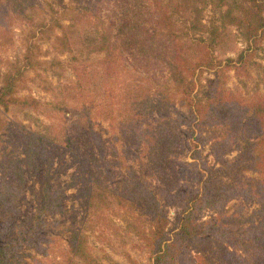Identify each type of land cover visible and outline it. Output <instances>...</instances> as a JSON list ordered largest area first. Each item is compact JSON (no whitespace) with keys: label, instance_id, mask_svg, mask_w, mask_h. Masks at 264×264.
Listing matches in <instances>:
<instances>
[{"label":"rangeland","instance_id":"374dc122","mask_svg":"<svg viewBox=\"0 0 264 264\" xmlns=\"http://www.w3.org/2000/svg\"><path fill=\"white\" fill-rule=\"evenodd\" d=\"M2 1L3 8L14 19V43L0 50V91L3 75L23 65L29 43L39 47V59L47 62L38 72L53 90L45 91L37 72L28 70L27 88L20 90L17 97L36 100L40 103L37 109L24 105H12L8 110L0 107L3 162L0 245L31 228L50 189L59 191L65 213L44 218V222L52 224L42 232L46 243L41 249L29 246L19 252L29 264H67L65 258L70 256L75 232L85 237L90 255L100 264H153L154 255L145 240L150 236L152 217L141 203L136 206L119 203L110 193L126 192L123 165L133 167L170 194L182 185L177 180L170 182L175 175L169 157L175 158V162L178 159L179 163L196 164L185 165L186 175L182 173L179 178H187L188 182L198 181L199 175L205 176V180L212 179L209 189L215 191L216 197H223L220 186L230 188L235 184L234 177L223 178L220 172L216 173L220 164L214 159L210 145L199 146L196 150L201 152L200 159H193L196 150L192 148L185 124L189 111L179 105L180 95L168 70L175 52L159 36H149L153 33L152 19L157 18L160 6H167L171 12L176 4L185 3L184 0ZM192 2L195 5H185L183 12L172 18L185 44V56L191 59L197 56L201 41L213 44L210 50L217 63L236 60L249 51L258 64L250 68L252 78L238 80L233 72H228L225 88L242 97L263 93L264 38L256 42L247 40L240 29L224 24L223 15L243 0ZM59 24L67 27L69 49L56 42V37L62 35L59 28L55 29ZM213 27L218 32L214 43L210 41ZM110 36L113 43L119 46L126 43L129 48L120 73L123 92L120 104L118 100L115 102V118L111 115L112 98L106 90L103 68ZM215 77V70L199 69L193 79V97H203ZM23 131L43 137L41 151L33 153L29 160H26ZM221 132L219 129L215 133L218 136ZM236 155L237 150L232 149L226 158L231 160ZM243 175L260 180L256 173ZM10 185L19 196L7 195ZM88 185L98 189L99 198L92 208L87 203ZM99 188L108 192H100ZM180 200L181 197L176 202ZM176 202L165 206L170 236L178 211ZM98 206H102L104 214ZM258 209L255 202L238 198L229 201L223 211L234 217L254 218ZM220 211L222 208L210 207L198 218L206 221ZM239 242L246 247L226 248L217 239L207 238L196 249L203 257V264H233V257L237 255L252 256L249 242ZM75 260L77 264H85L79 258Z\"/></svg>","mask_w":264,"mask_h":264},{"label":"trees","instance_id":"16d2710c","mask_svg":"<svg viewBox=\"0 0 264 264\" xmlns=\"http://www.w3.org/2000/svg\"><path fill=\"white\" fill-rule=\"evenodd\" d=\"M184 2L181 6L176 4L174 11L171 12L168 11L167 6L166 8L160 6L156 14L157 18L152 19L150 25L153 33H148L149 36H159L161 41H164L163 44L170 51L175 52L169 61L168 70L175 91L180 95L179 105L186 107L189 111L185 124L189 128L187 136L192 140V148L196 150L199 146L210 145L214 159L220 164L216 173L220 172L223 178L234 177L235 184L230 188L220 186L219 193L223 197H216L215 191L209 189L212 179L205 180V176L199 175L198 181L196 179L188 182L187 178L184 180L179 178L182 173L186 175V166L193 167L196 164L179 163L178 159L175 162V158L169 157V160H172L170 161V167L173 168L172 174L175 175V179L172 177L170 182L177 180L179 185H182L177 192L170 194L160 186L153 185L133 167L123 165L126 192L110 193L119 203L126 202L132 206L141 203L152 217L151 229L148 232L150 236H147L145 240L153 252V264H203V257L199 255L196 247L207 238L217 239L225 244L226 248L231 249L239 245L246 247L245 243L239 242V240H245L250 244L249 251L252 252V256L237 255L233 257V264H264V92L242 97L225 88L228 72H233L238 80L251 79L250 68L258 67V64L249 51L240 54L236 60L228 59L225 63H217L210 50L213 44L208 45L205 41L198 44V54L193 59L185 56V44L181 41L175 22L172 21L173 15H180L185 5L193 3L192 0H184ZM233 10L236 13H233ZM233 10H228L223 15L225 25L240 29L247 40L256 42L257 39L264 38V0H243L242 3L235 4ZM11 16V13L3 8V1L0 0V50H6L14 43L12 29L14 19ZM58 28L62 35L56 37V42L62 44L64 49H69L67 27L59 24L55 29ZM160 30H162L161 34ZM216 30V27L211 30L210 41L213 43L218 38ZM110 38L113 37L108 38L103 68L106 90L110 91L112 98L111 115L115 118V102L120 101V95L123 92V83L119 80L120 73L125 61V53L129 48L126 43L119 46ZM38 53H41L38 46L27 44L21 68L3 75L0 107L8 110L12 105H24L37 109L40 103L36 100L17 97L20 90L27 88L25 73L28 70L37 72V77L45 91L53 90L50 84L46 86L47 80L38 72L42 64L47 63L39 59ZM204 67L215 70L216 77L206 90V94L195 98L193 97L195 88L193 79L196 72ZM262 81L264 86V72ZM219 129L222 132L217 136L215 132ZM23 141L26 148V160H29L33 153L41 151L43 137L40 134L23 131ZM232 149L237 150V155L228 160L226 157ZM199 154L201 152L196 150L193 159H200ZM2 164L0 157V172L3 169ZM244 172L259 174L260 180L250 179L243 175ZM93 187L94 185H88L85 188L89 208L94 207L95 200L99 198L96 193L98 189ZM8 190L7 195L10 197L19 196V193H15V196L16 189L13 186L10 185ZM99 191L108 192L100 188ZM59 196V191L47 189L31 228L21 232L18 238L0 245V264H29L25 256L19 252L29 246L41 249L43 243H46L42 232L52 223L44 222V218L65 213ZM179 197L182 200L177 203L176 200ZM238 198L255 202L259 206L257 217H234L223 211L229 201ZM173 201L177 203L178 211L170 236L168 233L170 222L165 206ZM210 207L222 208V211L216 212L215 216H211L206 221L200 220L198 216ZM98 209L101 214H104L102 206H98ZM143 233L145 234V231ZM71 240L70 256L65 258L67 264H77L76 258L85 264H100L90 255V249L82 234L75 232ZM227 252L233 256L232 252Z\"/></svg>","mask_w":264,"mask_h":264}]
</instances>
